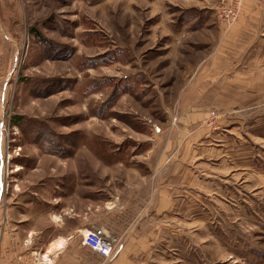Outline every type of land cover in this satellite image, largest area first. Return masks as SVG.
Masks as SVG:
<instances>
[{
  "label": "rangeland",
  "instance_id": "rangeland-1",
  "mask_svg": "<svg viewBox=\"0 0 264 264\" xmlns=\"http://www.w3.org/2000/svg\"><path fill=\"white\" fill-rule=\"evenodd\" d=\"M244 1L227 23L218 0L212 21L223 35ZM182 10L178 0H0V248L21 220L4 213L8 191L26 192L21 233L33 243L52 238L53 206H70L66 216L76 220L87 215L83 192L124 197L128 221L144 218L166 189L176 214L131 229L160 232L146 236L148 264H264L263 110L230 125L235 135H193L179 101L215 32L176 41ZM213 110L208 130L218 115L228 119V106ZM176 131L182 143L170 153ZM171 162L195 173L168 183L162 171Z\"/></svg>",
  "mask_w": 264,
  "mask_h": 264
},
{
  "label": "crops",
  "instance_id": "crops-1",
  "mask_svg": "<svg viewBox=\"0 0 264 264\" xmlns=\"http://www.w3.org/2000/svg\"><path fill=\"white\" fill-rule=\"evenodd\" d=\"M178 1L183 8L181 12L183 18L178 21L179 33L175 34L174 38L176 41L179 40L183 44L189 38L211 33L213 30L215 32L212 49L198 63V66L188 73L189 78L182 87L183 94L179 106L191 123L193 135L196 134L200 140L221 139L224 135H235V132L228 128L230 125L235 126L240 121L244 123L246 117L261 115L262 110L264 114V0H245L232 32L226 35H223L220 25L213 24L212 21L218 0ZM193 3H195L194 6L200 7H188ZM191 9L198 13L195 20L188 19L192 15ZM202 14L204 16L200 20ZM175 26L174 22L171 29ZM223 92L226 94H222ZM224 106L229 108L226 112L228 119L220 121L219 108ZM213 108L218 113V119L215 120V126L208 130L206 120L209 119V112ZM251 121L252 119L248 120V122ZM4 122V113L0 107V169L4 166L2 149ZM181 143L176 131L167 141L166 148L173 153ZM222 147L230 148L229 144ZM180 163L185 165L182 166L183 170ZM180 163L174 165L171 162L162 171L167 175L165 178L168 183L178 177L182 181L189 176V173H195L192 166L186 164L187 162ZM86 184L91 186L88 182L84 185ZM12 186L9 185V187ZM8 192L7 212L4 213H7V219L11 220V223L17 213L21 220H19L20 224L17 221L12 228L7 227V236H4L0 248V264H45L41 261L43 257L47 258L48 264H148L153 249V243L148 237L160 232L155 230L134 232L133 230H139L144 220H165L176 214L171 196L164 189L160 191V194L154 193L151 197L153 204L147 210L148 212L144 213V218H141L140 212L138 216L137 212V219L135 217L124 221L123 218L129 210L127 202L120 200L124 197L120 195L110 197L100 187L94 194L88 190L77 198L84 202V209L87 210V212L84 211L87 215L81 220H76L70 215L66 216L68 210L72 211L70 206L67 208L63 204L53 206L51 235H49V238L50 236L52 238L47 241L35 240L31 243L29 238H22L21 233L22 225H24L22 221L27 219L26 215L22 217L26 204L23 197L26 192L20 190L11 191L9 194ZM29 194L37 198L38 191ZM34 201L32 199L27 202L34 203ZM61 213H65L64 218ZM121 213L122 216H120ZM164 226L166 228L167 225L164 224ZM96 227L103 228L108 236L116 240L108 260L82 245L83 235ZM129 229L130 231L127 232ZM132 233L139 235L135 236ZM59 242L60 246L57 249H51Z\"/></svg>",
  "mask_w": 264,
  "mask_h": 264
},
{
  "label": "built area",
  "instance_id": "built-area-1",
  "mask_svg": "<svg viewBox=\"0 0 264 264\" xmlns=\"http://www.w3.org/2000/svg\"><path fill=\"white\" fill-rule=\"evenodd\" d=\"M223 3L226 4L224 10H221L222 15L220 13L223 21H234L239 12L240 0H222ZM2 132H5V128H2ZM115 244L116 240L108 236L101 227L93 228L82 237L83 246L105 259L113 252Z\"/></svg>",
  "mask_w": 264,
  "mask_h": 264
},
{
  "label": "bare ground",
  "instance_id": "bare-ground-1",
  "mask_svg": "<svg viewBox=\"0 0 264 264\" xmlns=\"http://www.w3.org/2000/svg\"><path fill=\"white\" fill-rule=\"evenodd\" d=\"M61 242V241H60ZM60 242L59 243H57V244H55L51 249H57L59 246H60ZM36 257V256H35ZM41 261L43 262V263H45V264H48V260H47V258L46 257H43V258H41Z\"/></svg>",
  "mask_w": 264,
  "mask_h": 264
},
{
  "label": "trees",
  "instance_id": "trees-1",
  "mask_svg": "<svg viewBox=\"0 0 264 264\" xmlns=\"http://www.w3.org/2000/svg\"><path fill=\"white\" fill-rule=\"evenodd\" d=\"M34 35L36 36V35H38V34H37V33H34ZM19 121H20V119H19L18 117L12 119V123H13V124H18Z\"/></svg>",
  "mask_w": 264,
  "mask_h": 264
}]
</instances>
